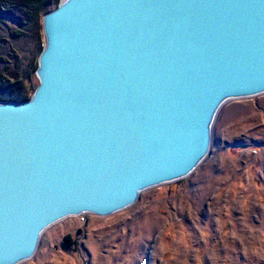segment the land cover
Segmentation results:
<instances>
[{"label": "water", "instance_id": "95a60500", "mask_svg": "<svg viewBox=\"0 0 264 264\" xmlns=\"http://www.w3.org/2000/svg\"><path fill=\"white\" fill-rule=\"evenodd\" d=\"M41 30L31 98L0 101V264L188 178L223 106L264 95V0H60Z\"/></svg>", "mask_w": 264, "mask_h": 264}, {"label": "rangeland", "instance_id": "374dc122", "mask_svg": "<svg viewBox=\"0 0 264 264\" xmlns=\"http://www.w3.org/2000/svg\"><path fill=\"white\" fill-rule=\"evenodd\" d=\"M42 17L23 25L0 15V97L37 87ZM22 264H264V95L223 106L191 176L112 216L52 226Z\"/></svg>", "mask_w": 264, "mask_h": 264}, {"label": "trees", "instance_id": "16d2710c", "mask_svg": "<svg viewBox=\"0 0 264 264\" xmlns=\"http://www.w3.org/2000/svg\"><path fill=\"white\" fill-rule=\"evenodd\" d=\"M59 1L55 0H0V15L17 20L23 25L29 23L36 14L42 16L55 8ZM20 15L21 18L18 16ZM42 50V49H41ZM37 67V66H36ZM31 98V97H30ZM0 97L2 102H26L30 99Z\"/></svg>", "mask_w": 264, "mask_h": 264}]
</instances>
